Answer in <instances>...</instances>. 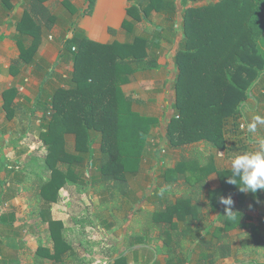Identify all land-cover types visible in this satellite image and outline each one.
<instances>
[{"label":"crops","instance_id":"1","mask_svg":"<svg viewBox=\"0 0 264 264\" xmlns=\"http://www.w3.org/2000/svg\"><path fill=\"white\" fill-rule=\"evenodd\" d=\"M220 1L202 0L196 6ZM132 5L129 0H96L94 6L90 0L0 1V264H264V190L244 193L227 182L232 156L254 150V143L257 148L264 139V128L250 133L254 143L249 139L234 142L228 138L234 135L227 132L226 149L204 140L173 148L163 139L166 148L183 151L181 158L165 165L154 160L152 167L157 168L152 172L143 167L144 154L139 170L127 174L132 179L125 177L124 189L93 187L87 170L79 168L76 180L67 182L57 202L40 196L47 182L43 175L51 177L46 165L48 151L41 137L50 119L45 116L41 104L46 100L42 97L55 96L71 79L74 65L61 59L66 41L81 37L104 45L125 44L133 42L134 32L154 38L162 29L165 36L168 30L177 29V18L169 20L164 13L166 17L154 13V17L162 15V24L141 22L138 25L143 29L135 25L130 33L122 26ZM173 40L171 35L162 39L155 59L158 66L148 59L149 65L137 67L122 86L135 100L133 109L138 114L159 112L156 107L164 103L168 107L169 74L162 70L175 55ZM259 48L264 55V37ZM261 94L264 90H253L244 104L243 111L250 118L264 115V105L256 109L255 99ZM32 116L35 118L30 120ZM30 127L37 130L34 149L43 146V173L31 192L36 194L41 211L47 205L55 210L54 216L43 212L30 218L24 213L30 196L26 184L29 174L23 164L31 153L22 156L17 142ZM154 128L159 130L158 125ZM160 132L163 137L164 126ZM66 142L73 152L75 137L67 136ZM97 146L95 142L93 149ZM16 148L20 152H14ZM141 177L142 184L135 185ZM69 185L80 189L90 186L92 191H86L90 198L86 195L83 202L75 201L74 188ZM221 196H230L232 205L222 204ZM76 203L90 215L86 222L81 219L80 225L74 218L65 219L61 210L65 209L62 205L69 210ZM228 211L232 213L227 215ZM91 222L104 225L108 231L101 260L92 252Z\"/></svg>","mask_w":264,"mask_h":264},{"label":"trees","instance_id":"2","mask_svg":"<svg viewBox=\"0 0 264 264\" xmlns=\"http://www.w3.org/2000/svg\"><path fill=\"white\" fill-rule=\"evenodd\" d=\"M194 1L202 0H129L132 22L125 21L122 28L131 31L141 16L151 24L149 11L154 10L179 21L166 36L162 29L154 38L136 37L125 44L104 45L81 37L66 41L61 59L72 62L74 72L50 103L41 104L50 119L41 135L51 171L40 189L44 200L57 202L67 182L76 180L79 168L89 172L90 185L105 191L124 189V173L139 170L157 123L133 110L135 100L122 86L137 67L149 65L148 59L158 66L157 50L168 35L175 43L170 62L175 69L169 81L173 87L168 89L163 139L173 148L201 140L227 148L225 136L227 132L235 136L239 130L241 108L251 98L250 92L264 90V55L259 48L264 37V0H222L203 6H194ZM255 102L260 110L264 94ZM244 118L247 128L251 118ZM247 133L249 139L248 128ZM69 135L76 141L73 152L67 147ZM95 142L99 156L93 149Z\"/></svg>","mask_w":264,"mask_h":264},{"label":"rangeland","instance_id":"3","mask_svg":"<svg viewBox=\"0 0 264 264\" xmlns=\"http://www.w3.org/2000/svg\"><path fill=\"white\" fill-rule=\"evenodd\" d=\"M196 3H198V1H194V6H196ZM129 4H131V2H129ZM154 13L156 14H162V13H159V12H156V11H149V21H153V23L155 24H162L163 23V20L161 17L162 15L165 16L164 14H162L161 16H158V17H154ZM166 17V16H165ZM125 21H130L132 22V19L128 17V14L126 16V20ZM151 21V23H152ZM136 22V21H135ZM141 22H146V19H143L142 16H141V21L138 22V24H140ZM138 24L137 27L141 28ZM154 26V25H153ZM137 29V28H136ZM143 29V28H141ZM139 29V30H141ZM145 31V30H144ZM132 31H130L131 33ZM132 37L136 38V37H146L147 34H145V32H134L131 34ZM139 35V36H138ZM170 35H168L169 37ZM261 51V50H260ZM263 54V53H262ZM167 68V69H166ZM175 69L174 67V64L171 65L170 64H167V66L165 65L164 66V69L162 71H165V72H168L169 74V80L167 82H169L172 78V75H171V71ZM165 75L167 76V73H165ZM169 86L172 90V87H173V84L171 85L170 82H169ZM169 89V88H168ZM253 90V89H252ZM50 92V90L47 88L46 89V93ZM252 94V91L250 92V96ZM50 95H44L42 98L45 99L47 102L49 101V103L51 102V97L49 98ZM48 98V99H46ZM251 99V98H250ZM249 99V100H250ZM250 104L252 103V101L249 102ZM168 104V102H167ZM164 106L162 107V104H160V106L156 107V110L160 109L159 112H148V111H144V113L146 115H141L143 117H146V118H151V119H154L156 120V123L157 125L159 126V130H155V128L150 131L151 133L149 134V138H148V143H149V150L145 152V161H144V169L145 170H148V171H151L154 172L155 168H157V166H153V161L156 160V161H162L161 163H164L167 164V163H170L171 161H177L181 158L182 156V153L183 151H175V150H172L170 148H166L165 147V144H164V141H163V137L161 136V132H160V126H166V123H164L163 125V118L164 116H167V113H168V107H169V104H168V107L166 108L165 107V103L163 104ZM48 106V104H47ZM246 107V105H243L241 110L243 111V109ZM134 110V109H133ZM149 114H153V115H149ZM243 114H244V117L245 115H247L248 113L245 112V110L243 111ZM242 116V119L240 121V124H239V130L236 132V137L234 136H228V138L230 140H233L235 142V140H241V139H247V128L245 126V118ZM35 116H32L30 118V120L34 119ZM166 118V117H165ZM244 125V128H242V126ZM36 129L35 127H30L28 128L27 130H24L23 132H25L26 134L23 135L22 137H20L21 135H19L20 137V141L19 143L17 142V145L20 147V151H22L23 153H21V155L23 156L24 155V152H30L31 154L29 155L28 159L26 160L25 164L24 165V169L26 170V173L29 174L27 175V180L29 183H26L27 186H28V191H29V196H30V199L27 200V202H25V204L28 206L29 204V207H28V210H24V213H25V216L26 217H30V218H34V217H37L38 214L40 215H43V212H44V215H47L48 212H50V215L52 216V213H53V216L55 215V210L52 208L51 210L47 207V205L45 206V208L41 211V207L40 206H37V203H36V200H37V197H36V194L34 192H31V186H34V184H36V179L37 178H41V174L43 173V169H42V154H41V150L43 149V146L40 145V146H37L35 147L34 149V143L36 142ZM39 133H41L40 129H39ZM41 135V134H40ZM253 138L254 135L252 134ZM254 141H256L254 139ZM264 141V139L262 140ZM238 142V141H237ZM254 150L256 148V144H252ZM38 148V149H37ZM41 148V149H39ZM162 150V151H161ZM16 149H14V152H20ZM43 152V150H42ZM156 153L158 155H156ZM95 155L96 156H99L100 155V152H99V147L97 146L96 150H95ZM144 157V156H143ZM172 158L170 160H168L169 158ZM45 160V159H44ZM45 165V163H44ZM129 173H124L125 177H128L130 180L132 179V177L130 175H127ZM151 174V172H150ZM87 175H90L89 172L87 173ZM43 178L46 179V181L49 180V176L48 174H44L43 175ZM84 178H86V176L84 175ZM141 179H137L135 181V185H141L142 182H141ZM71 187V190L72 188H74L72 191L74 193V196H75V201L77 200H80V201H84V199H86V195L88 197V199L90 198V195L87 194L86 191H92V189H90V186L87 187V189H80L79 186H72V185H69ZM72 191H70V194H72ZM25 191H23L24 193ZM93 192L95 193V189L93 190ZM73 196V197H74ZM69 200V199H68ZM68 200H63L64 202H66V205H68L69 203L67 202ZM66 205H62L65 207V209H61L65 214H66V217H64L65 219L67 220H70L71 218H74V223L75 224H78L80 225L81 224V219L84 220V222L88 221L89 220V212L84 210L83 208L81 207H78L79 204H75V206L73 208L70 207L69 210L66 209ZM57 211V210H56ZM61 212V211H60ZM97 213V212H96ZM83 214V215H82ZM93 217V216H92ZM91 220V219H90ZM91 226L94 228V230L92 231V234H93V237H92V243H93V254H94V258L95 256L100 258L101 260V247L103 246V243L105 242V239H106V235H107V230H104L105 229V226L104 225H100V224H95V222H91ZM106 244V243H105ZM97 262V261H96Z\"/></svg>","mask_w":264,"mask_h":264},{"label":"clouds","instance_id":"4","mask_svg":"<svg viewBox=\"0 0 264 264\" xmlns=\"http://www.w3.org/2000/svg\"><path fill=\"white\" fill-rule=\"evenodd\" d=\"M258 127L264 128V115L253 114L247 125L248 132L255 133ZM248 142L254 143V138L250 136ZM230 168L231 175L227 176V182L238 186L241 192L255 194L257 190H264V141H260L255 150L233 155ZM220 202L230 206L233 200L230 196H221ZM231 213L228 211L227 215Z\"/></svg>","mask_w":264,"mask_h":264},{"label":"built area","instance_id":"5","mask_svg":"<svg viewBox=\"0 0 264 264\" xmlns=\"http://www.w3.org/2000/svg\"><path fill=\"white\" fill-rule=\"evenodd\" d=\"M0 1H2V0H0ZM74 51H75V48H74ZM242 128H244V125L242 126Z\"/></svg>","mask_w":264,"mask_h":264}]
</instances>
